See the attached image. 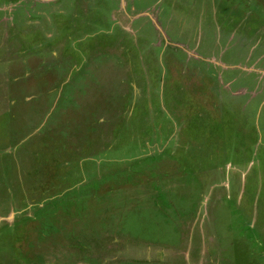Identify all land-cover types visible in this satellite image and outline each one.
<instances>
[{
	"label": "rangeland",
	"instance_id": "374dc122",
	"mask_svg": "<svg viewBox=\"0 0 264 264\" xmlns=\"http://www.w3.org/2000/svg\"><path fill=\"white\" fill-rule=\"evenodd\" d=\"M0 264H264V0H0Z\"/></svg>",
	"mask_w": 264,
	"mask_h": 264
},
{
	"label": "crops",
	"instance_id": "0c3cea01",
	"mask_svg": "<svg viewBox=\"0 0 264 264\" xmlns=\"http://www.w3.org/2000/svg\"><path fill=\"white\" fill-rule=\"evenodd\" d=\"M243 108V107H242Z\"/></svg>",
	"mask_w": 264,
	"mask_h": 264
}]
</instances>
